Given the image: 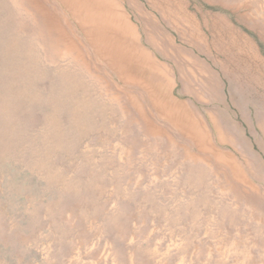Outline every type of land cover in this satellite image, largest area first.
Masks as SVG:
<instances>
[{
	"label": "rangeland",
	"instance_id": "obj_1",
	"mask_svg": "<svg viewBox=\"0 0 264 264\" xmlns=\"http://www.w3.org/2000/svg\"><path fill=\"white\" fill-rule=\"evenodd\" d=\"M164 5L0 0V264H264V0H184L193 77Z\"/></svg>",
	"mask_w": 264,
	"mask_h": 264
},
{
	"label": "crops",
	"instance_id": "obj_2",
	"mask_svg": "<svg viewBox=\"0 0 264 264\" xmlns=\"http://www.w3.org/2000/svg\"><path fill=\"white\" fill-rule=\"evenodd\" d=\"M157 8H159V10L155 11L154 13L160 14L161 20L169 22L174 27H176V35L181 39L182 45H176L175 41H170L169 47L166 44H159V46L155 47L153 43L147 41L146 44L144 43L136 45L138 51L144 55H147L148 57L153 53L160 55V60L165 62L181 61V59L177 57L178 53H180L184 55L182 62L185 63L181 66L182 71L184 69L191 70V72L193 71V74H191V77H193L194 69L198 65V68L202 69V73H205L209 76V59L207 56L202 57V55H206L208 53V35L198 28V23H196L195 17L188 12V7L184 5V0H165L164 6L153 7V9ZM139 11L144 17L149 15L142 12V9H139ZM136 30V27L129 24V27L127 28L128 33H122V36L128 35L130 33V35L136 37ZM166 32L167 30L164 32L167 35L165 38L168 39V32ZM117 35H120L119 29H117ZM176 70L180 71L178 64ZM212 78L213 79L210 82L211 90L214 87L215 94H218L217 92H219L221 86L214 77ZM223 96L224 93L223 90H221L218 97L214 98V101H221L224 98ZM184 99L193 100L195 98L187 95Z\"/></svg>",
	"mask_w": 264,
	"mask_h": 264
}]
</instances>
